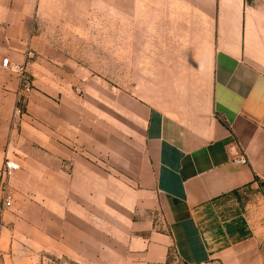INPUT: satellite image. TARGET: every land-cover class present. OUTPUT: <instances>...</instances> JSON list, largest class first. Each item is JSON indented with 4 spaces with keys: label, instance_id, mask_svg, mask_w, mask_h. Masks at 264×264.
Returning a JSON list of instances; mask_svg holds the SVG:
<instances>
[{
    "label": "crops",
    "instance_id": "crops-1",
    "mask_svg": "<svg viewBox=\"0 0 264 264\" xmlns=\"http://www.w3.org/2000/svg\"><path fill=\"white\" fill-rule=\"evenodd\" d=\"M5 59L42 94L23 98ZM74 88L96 104L103 89L108 112H85ZM101 120L109 148L122 141L125 179L101 170ZM6 159L20 166L11 187ZM31 174L52 195L60 185L59 226L16 221L14 181ZM105 182L124 185L125 209L102 236ZM0 226L5 250L79 264H166L172 251L186 264H264V0H0Z\"/></svg>",
    "mask_w": 264,
    "mask_h": 264
},
{
    "label": "rangeland",
    "instance_id": "rangeland-1",
    "mask_svg": "<svg viewBox=\"0 0 264 264\" xmlns=\"http://www.w3.org/2000/svg\"><path fill=\"white\" fill-rule=\"evenodd\" d=\"M103 59H107L106 57H102ZM101 76L103 78L108 77V72H101ZM41 90V89H40ZM39 89L34 88V93L43 92ZM72 95L74 96L73 99H78L79 104L84 106L85 112H92L97 111V108L101 111L102 114L108 112V100L107 94L103 92V89H100L99 92V104L93 102L92 93L93 89H69ZM96 91V90H95ZM98 97V95L96 96ZM28 102L25 104L20 103V106L24 112L27 111ZM70 110H73L77 107L76 103L69 102L67 103ZM81 107V106H80ZM79 107V108H80ZM103 117V116H102ZM102 122V130H101V170L110 174H115L118 179H125V175L122 174L121 166L124 165V161L126 160L124 157V146L121 145V140H117V142H112L113 147L109 148L110 141L108 140V126L105 125L104 121ZM124 139V137H123ZM90 156L93 157V154L90 153ZM97 157V155H95ZM96 157H94L96 159ZM116 160L115 167L111 164V168L109 166V161ZM11 160V159H10ZM14 161V160H12ZM15 162V161H14ZM22 169V168H21ZM3 172V171H2ZM40 172V171H39ZM31 174L30 177L21 178L18 177L14 181V189L12 192L19 193L22 196V201L20 202L21 208L16 212L18 219L16 220L18 223L21 224H36L38 225L39 229H44L47 225L57 227L61 223L60 213H61V199H60V185H57L58 193L55 195L51 193V185H46L43 182V174L40 176H33ZM13 176V175H12ZM12 176L7 179L8 186L11 187V178ZM14 178V177H13ZM106 180H108L106 178ZM13 186V185H12ZM92 186V185H90ZM124 185L119 184H111L108 182L102 183L100 185V200H95V204H99V210L101 215V224H102V236L108 235V223L110 215H114L116 210L125 209V201L117 196L118 189L123 187ZM10 196V195H9ZM52 198V199H51ZM92 202V201H91ZM96 207V205H95ZM89 211V210H88ZM91 211V210H90ZM96 211V208H95ZM69 212H72L77 215V208H76V201H74V207L69 209ZM90 213V212H89ZM96 213V212H95ZM76 215H74V221L76 219ZM157 217V216H156ZM37 234L43 235L44 232H39ZM104 237H102V243H104ZM41 242H38V245H45V239H40ZM25 247L16 248L5 250L4 247H1L0 253V264H20L18 261L20 259L29 258L35 252L39 253L36 254L37 262L32 264H79L71 261L70 259L61 257L59 253H55V249L45 250L29 248L28 245H24ZM59 250V249H58ZM90 251L96 250L89 248ZM101 258L103 260L104 253L107 251L106 247L100 248ZM32 252L31 254H29ZM42 252V253H41ZM59 252V251H58ZM93 252V251H92ZM96 253V251H95ZM83 264H100V263H93L91 257H86V262ZM166 264H186L182 260H180L174 251L171 252L170 257Z\"/></svg>",
    "mask_w": 264,
    "mask_h": 264
},
{
    "label": "built area",
    "instance_id": "built-area-1",
    "mask_svg": "<svg viewBox=\"0 0 264 264\" xmlns=\"http://www.w3.org/2000/svg\"><path fill=\"white\" fill-rule=\"evenodd\" d=\"M3 67L19 76L21 81V93L23 98H25L29 93L33 91L32 80L25 67L20 66L18 64H10L8 59H5L3 61ZM235 162L239 165H248V160L245 156H241L240 158L236 159ZM18 170H20V166L16 162L10 159H6L3 166L4 181H7V179H9ZM5 185L6 184L4 182V186ZM10 204H11V197L8 196L4 200L3 206L9 207ZM1 244H2V228L0 226V253H1Z\"/></svg>",
    "mask_w": 264,
    "mask_h": 264
}]
</instances>
